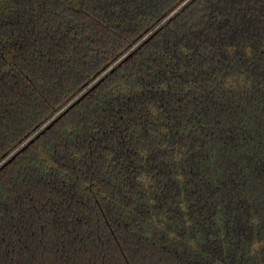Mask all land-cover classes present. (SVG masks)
<instances>
[{"label":"trees","instance_id":"1","mask_svg":"<svg viewBox=\"0 0 264 264\" xmlns=\"http://www.w3.org/2000/svg\"><path fill=\"white\" fill-rule=\"evenodd\" d=\"M0 264H264V0H0Z\"/></svg>","mask_w":264,"mask_h":264}]
</instances>
